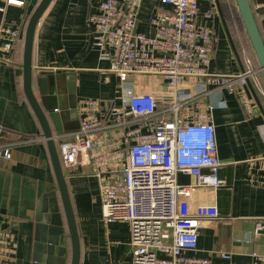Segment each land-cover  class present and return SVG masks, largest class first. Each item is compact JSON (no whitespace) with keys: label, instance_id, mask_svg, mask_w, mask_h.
Returning a JSON list of instances; mask_svg holds the SVG:
<instances>
[{"label":"crops","instance_id":"obj_1","mask_svg":"<svg viewBox=\"0 0 264 264\" xmlns=\"http://www.w3.org/2000/svg\"><path fill=\"white\" fill-rule=\"evenodd\" d=\"M7 1L0 0V25L21 38L0 59V150L10 154L9 160L0 157V264H70V241L47 145L22 84L24 32L39 0H30L25 8L24 0H13L22 6ZM103 1L52 0L37 23L31 88L51 129L57 126L72 133L82 117L81 100L118 107L124 90L135 87L121 85L109 72V53L102 50L88 20ZM217 1L225 26L215 0H197L199 20L214 33L209 72L238 74L246 58L257 68L234 1ZM158 8L159 0H141L137 33H150L149 18ZM206 12L211 20L202 18ZM7 40L1 38L0 45ZM152 83L157 99L165 97L166 85ZM251 85L261 108L248 86L246 101L239 89L232 93L226 87L208 86L207 94L199 96L192 81L178 88L185 102L180 115L207 118L223 164V184L215 191L218 219L203 224L197 250L189 254L208 258L211 264H253V253L264 255V231L255 232L256 226L264 227V97ZM86 173L81 168L70 174L63 171L79 238V264H132L129 225L103 222L96 178ZM177 183L187 186L192 179L178 175ZM210 200L209 192L199 189L187 202L194 207ZM218 252L229 253L230 259H221Z\"/></svg>","mask_w":264,"mask_h":264},{"label":"built area","instance_id":"obj_2","mask_svg":"<svg viewBox=\"0 0 264 264\" xmlns=\"http://www.w3.org/2000/svg\"><path fill=\"white\" fill-rule=\"evenodd\" d=\"M159 3L149 18L148 35L134 32L141 0H105L99 12L89 16L98 43L109 53V72L121 85L135 87L124 90L118 107L81 100L78 130L60 136L57 153L64 172L81 168L96 178L103 222L129 225L132 264H211L208 258L189 254L197 250L203 224L218 219L215 191L223 184V164L207 118L180 115L185 102L178 88L192 81L199 96L207 94L208 86L232 93L239 89L244 101L247 81L263 97L264 89L249 58L238 74L209 72L214 33L199 20L197 0ZM7 4L23 5L13 0ZM202 18L211 20L212 14ZM1 38L8 40L0 45V59L21 34L0 25ZM153 81L166 85L165 97L157 99ZM0 157L9 160L10 154L0 150ZM178 175L190 177L192 183L178 185ZM199 189L208 191L211 200L189 207L187 200ZM261 231L264 227L256 226L255 232ZM217 254L230 259L229 253ZM251 257L253 264H264V255Z\"/></svg>","mask_w":264,"mask_h":264},{"label":"water","instance_id":"obj_3","mask_svg":"<svg viewBox=\"0 0 264 264\" xmlns=\"http://www.w3.org/2000/svg\"><path fill=\"white\" fill-rule=\"evenodd\" d=\"M24 8L25 4L30 0H24ZM52 0H39V3L34 10V12L30 15L26 29L24 32L23 39V56H22V84H23V92L25 98L31 107L42 131L43 138L45 139L47 150L51 162V166L53 169L59 198L61 201L66 227L68 231V237L70 241V264H79V238L74 218V213L72 210L69 193L67 189L66 180L63 174V169L61 167L56 141L59 140L60 136L67 134L69 132L64 131L60 127L54 126V129H51L48 117L45 111L37 102L32 88H31V53L33 46V39L35 28L37 23L43 13L48 8L49 4ZM216 1L217 9L219 15L224 24L221 10L219 8L218 1ZM237 13L239 15L241 24L245 31L248 43L251 47L255 62L257 64V69L259 70V74L264 79V0H233ZM225 26V24H224ZM134 32H136V27ZM243 71V69H242ZM247 86L249 87L257 105L261 108L258 97L256 96L254 89L249 81H247ZM69 95H72L69 94ZM70 109H73L71 107ZM51 123L53 124L54 119L52 116L49 117ZM55 123V122H54ZM56 124V123H55Z\"/></svg>","mask_w":264,"mask_h":264},{"label":"trees","instance_id":"obj_4","mask_svg":"<svg viewBox=\"0 0 264 264\" xmlns=\"http://www.w3.org/2000/svg\"><path fill=\"white\" fill-rule=\"evenodd\" d=\"M251 57L254 58L253 54ZM257 78H258V81L260 82V84L262 85V87L264 89V79L262 78V76L260 74L257 76Z\"/></svg>","mask_w":264,"mask_h":264}]
</instances>
